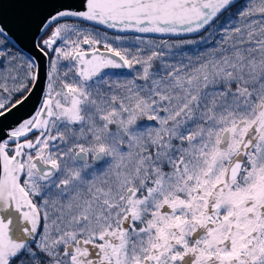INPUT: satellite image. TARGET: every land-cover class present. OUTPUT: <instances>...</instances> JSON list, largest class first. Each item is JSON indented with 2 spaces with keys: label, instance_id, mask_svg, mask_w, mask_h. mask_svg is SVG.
<instances>
[{
  "label": "snow or ice",
  "instance_id": "snow-or-ice-1",
  "mask_svg": "<svg viewBox=\"0 0 264 264\" xmlns=\"http://www.w3.org/2000/svg\"><path fill=\"white\" fill-rule=\"evenodd\" d=\"M12 2L0 264H264V0Z\"/></svg>",
  "mask_w": 264,
  "mask_h": 264
},
{
  "label": "water",
  "instance_id": "water-1",
  "mask_svg": "<svg viewBox=\"0 0 264 264\" xmlns=\"http://www.w3.org/2000/svg\"><path fill=\"white\" fill-rule=\"evenodd\" d=\"M33 11L35 10L28 6V0H13L5 8L4 15L9 25L15 26L17 20L29 15Z\"/></svg>",
  "mask_w": 264,
  "mask_h": 264
}]
</instances>
